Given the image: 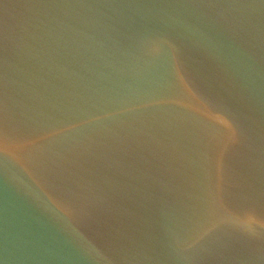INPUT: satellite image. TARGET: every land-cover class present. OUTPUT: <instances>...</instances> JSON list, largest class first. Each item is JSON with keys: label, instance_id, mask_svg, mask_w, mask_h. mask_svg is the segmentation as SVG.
I'll list each match as a JSON object with an SVG mask.
<instances>
[{"label": "water", "instance_id": "1", "mask_svg": "<svg viewBox=\"0 0 264 264\" xmlns=\"http://www.w3.org/2000/svg\"><path fill=\"white\" fill-rule=\"evenodd\" d=\"M264 0H0V264H264Z\"/></svg>", "mask_w": 264, "mask_h": 264}, {"label": "snow or ice", "instance_id": "2", "mask_svg": "<svg viewBox=\"0 0 264 264\" xmlns=\"http://www.w3.org/2000/svg\"><path fill=\"white\" fill-rule=\"evenodd\" d=\"M261 195H264V171H262V176H261Z\"/></svg>", "mask_w": 264, "mask_h": 264}]
</instances>
